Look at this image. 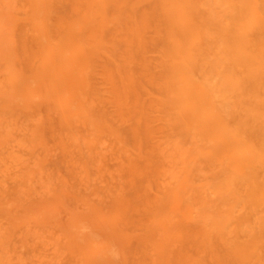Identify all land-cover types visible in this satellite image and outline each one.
Wrapping results in <instances>:
<instances>
[{"label": "bare ground", "instance_id": "1", "mask_svg": "<svg viewBox=\"0 0 264 264\" xmlns=\"http://www.w3.org/2000/svg\"><path fill=\"white\" fill-rule=\"evenodd\" d=\"M42 1L0 0V65L3 69L0 109L13 112L16 106L22 109L21 113L33 112L37 110L35 107L43 105L39 97L51 99L47 107L38 111L47 124L42 126L37 114L34 122L21 130V144H39L45 137L52 141L62 138L58 134L63 130L66 132L64 137L68 134L73 139L74 148H78L83 156H89L82 151L83 145L89 147L91 143L86 134H101L96 121L102 120L101 117L108 119L110 115L107 111L101 113L96 105L97 93L89 89L91 84L88 82L93 70L90 59L104 50L107 40L111 41L112 49L125 45L133 54L129 76L119 77L116 87L119 100L122 86L124 96L119 105L126 106L128 114L131 113L128 119L134 121L131 134L139 136L143 133L140 129L142 121L151 101H155L156 105L149 110L161 114L163 122L158 129L170 141L168 147L144 143L149 152L143 154L146 164L145 172H141L151 176V181L144 187L120 182L117 188L107 189V196L114 201L109 209H103L99 204V193L92 191L95 197L77 206L83 216L65 212L77 221L61 228L67 236L65 248L70 251L83 248L84 258L80 260L83 264H115L120 260L121 254L111 246L105 250L106 255H100L104 246L95 248V241L88 242L85 237L98 235L88 228L89 224L101 228L125 217L130 207L129 189L135 195L133 189L136 188L147 205L146 220L139 233L146 249L153 247L156 257L150 264H171L168 248L155 252L165 240L156 242L149 235L158 226L164 233L170 232L172 226L163 228L161 219L165 211L163 207L149 209L146 191L151 182L162 180L158 174L163 172L167 158L172 157L167 156L170 152L178 156L177 162L192 152L195 156L188 160L192 166L185 183L187 191L180 196V201L194 204L193 214L191 212L189 217L190 229L184 232L183 241L193 244L196 250L193 256L174 252V260L179 262L177 264H204V261L209 264H264V210L259 208L260 205L264 207V0H82L79 15L69 21L62 36V43L70 46L82 59L73 86L78 91L79 105L72 108L67 106L66 100L62 101L60 77L50 73L45 58L31 70L17 68L15 45L26 54L28 37L43 43L45 29L32 11ZM25 2L30 3L31 9L25 7ZM49 2V11L63 4L75 9V3L66 0ZM22 8L25 10L21 11ZM19 13L27 19V25L16 32ZM19 35H23L22 40ZM151 49L154 53L150 55ZM88 51H91L90 56H87ZM123 64L117 63L115 67ZM108 79L111 81L110 77ZM195 81L198 87H195ZM57 107L65 108L66 114L58 116ZM93 111L100 115L99 118ZM184 111L192 124L190 130L182 125ZM53 117L63 123V128L61 124L52 123ZM87 117L91 120L84 126L80 123V130L70 129V124ZM146 128L151 129L150 126ZM81 130L84 131L83 138L80 137ZM104 131L114 134L107 126ZM202 140H213L218 148L224 145V155L216 163L211 162L210 167ZM186 144L192 149L186 148ZM202 150L205 154L198 155ZM48 153V150L47 153L44 151L43 155L46 157ZM43 159L38 158L34 165L28 166L11 187L0 182V232L4 231V237L0 238V252L4 253H0V264H9L15 255L9 252L13 251L12 246L1 245L12 242L16 228L28 226V217L40 222L60 216L61 198L67 192L42 174L40 164ZM229 163H233L234 168L229 167ZM38 169L47 181L45 187L50 184L45 195L49 203L24 208L20 204L33 195L28 181L31 184L30 179L35 177L34 171ZM203 172H206L204 183L193 186L191 178ZM54 179H60V175ZM173 186L165 185L167 193L173 191ZM125 187H128L127 191H124ZM180 188L176 186L177 190ZM231 202L235 209L233 216L226 224L218 226L215 218L224 215ZM162 204L164 206V202ZM191 226L193 233L198 234L193 238L189 235ZM113 237L123 250L126 238L121 231Z\"/></svg>", "mask_w": 264, "mask_h": 264}, {"label": "rangeland", "instance_id": "2", "mask_svg": "<svg viewBox=\"0 0 264 264\" xmlns=\"http://www.w3.org/2000/svg\"><path fill=\"white\" fill-rule=\"evenodd\" d=\"M69 3H75V9L72 10L71 6L56 5V10H50L51 4L49 0H43L32 11L37 16L38 22L44 30V40L40 44L38 39L28 37L27 41V53H23L19 45H15L14 50L17 58V68L24 70H31L41 64V59L47 60V67L52 75H59L62 90V101L68 102V107L73 105H79L77 100L78 91L74 90V84L76 83V70L82 62L81 58H78L70 48L62 43V36L64 30L67 28L69 21L79 15L78 8L80 7L82 0L77 3V0H66ZM49 3V4H48ZM25 7L31 9V5L25 2ZM24 8L21 9L23 11ZM25 10V9H24ZM31 14V12H30ZM24 15L19 13L17 17L16 32H19L23 25H27V19ZM19 39L22 40L23 35H19ZM91 44V43H90ZM88 46V44H86ZM140 46H143V41L140 40ZM63 49V51L61 50ZM153 50L149 54H153ZM91 51H88L90 56ZM86 56V57H87ZM112 57L113 59H111ZM133 54L126 50L125 45L116 46L112 49L111 41H106L104 50L98 53L95 58L90 59L89 64L93 63V70L89 74V83L91 84L89 89L97 93L96 105H99L101 113L107 111L108 119L96 121L97 129L101 134H86L91 138L89 147L82 146L83 154L89 153V156L82 155L78 148H74L73 139L67 134L64 137L65 131H60L58 135L62 138H54L50 140L45 137L42 143L39 144H21L23 136L20 135L23 128L30 126L34 121V117L39 114L41 108H45L48 102L51 100L46 96L39 97L40 103L43 105L33 112L26 111L21 113L20 107H13V112L6 109H0V182L4 186H10L15 184L22 177L26 168L30 165H34L38 158H44L40 164L42 167V174L49 178L51 182H54L55 186L63 189L67 192L66 196L61 198V203L58 211L59 217H52L44 219L43 221H37L35 218L28 217L26 219L27 227L24 229L16 228V232L11 236V243L2 244V247L12 246L14 253L12 260H9V264H83L80 260L83 257L81 249H74L70 251L65 248V241L67 236L61 232V228L71 226L72 223L77 222L76 218L65 214L70 212L73 216L79 214L83 216L81 209L77 206L91 197L92 191L99 193V204L103 209H109V205L114 201L112 197L107 196L108 190L115 189L119 186V183L125 181L126 184H132V186L138 187L142 185L144 187L147 182L151 181V176H145V164L146 158H143V154L149 152V148L146 144H163L164 146H170L169 139H165L159 132V126L163 122L161 114L158 111H151L150 108L156 105L155 101H151L152 105L148 109V114L141 124V132L139 136H134L131 131L135 126H131L134 123L133 120H129L131 113L128 114L126 106L124 104L119 105V100L124 96L122 86L120 85L121 95L118 100L119 94L116 91V87L119 86V77L129 76L128 68L132 65ZM117 63H124L121 66L115 67ZM3 69L0 65V89L2 86ZM74 79L70 81V79ZM111 78V81L108 79ZM117 77V80H113ZM112 84L114 91L112 90ZM195 87H198V83L195 81ZM116 97V99H115ZM1 98V91H0ZM118 102V104L116 103ZM124 103V100H122ZM59 104V100L57 102ZM57 115L61 116L66 114L65 108L58 109ZM20 112V113H19ZM96 118H99V114L93 111ZM42 126H45L42 114H39ZM44 115V114H43ZM115 115V116H113ZM111 118L113 120H111ZM55 124L63 123L56 117H53ZM91 120L87 117L74 125L70 124L71 130H80L82 126L80 123L86 125ZM133 125V124H132ZM182 125L186 130H190L192 127L191 121L188 118L186 111L182 114ZM110 128L114 131V134H109L108 131H104V127ZM146 126H150L148 130ZM66 128V127H65ZM90 129V127H88ZM5 131L7 134L5 135ZM127 131V133H126ZM148 136V137H147ZM81 138L84 137V131L81 130ZM206 147L208 167L210 163H216L218 159L224 155V145L217 147V144L213 140H202ZM186 148L192 149L190 144L185 145ZM48 155H43L44 151ZM205 151L202 150L198 155H204ZM167 156V162L163 167V172L158 174L162 177V180L151 182L147 188V199L149 202V209H161L165 211L162 217L161 224L164 227L172 226L171 231L166 233L161 232L160 226L156 227V230L149 236L156 242L164 243L157 246L155 252H160L167 249L172 255L171 264H177L179 262L174 260L175 253H184L187 256L195 255V246L189 242L184 243V232L190 228L189 217L191 212L193 214L194 204L192 202L180 201V196L185 195L187 191L186 180H188V174L192 163L188 161L193 155L192 152H188L183 160H178V156L175 153L170 152ZM264 156V154H263ZM177 162V163H176ZM229 167L234 168L233 163H229ZM35 177L30 179L31 184L28 181V186L32 190V196H29L20 205L24 208L32 204L49 203L46 201L45 195L47 181L41 176L39 169L34 171ZM209 173V172H208ZM60 175V179L57 178ZM206 172L191 178L193 180L192 185L197 186L204 183V176ZM168 183L173 184L174 188L167 193L165 185ZM176 186H180V190L176 189ZM108 189V190H107ZM223 189L226 190V183L223 184ZM128 187H125L124 191H127ZM129 189L130 195L127 199L130 201V207L125 212V217H121L120 220L113 222L108 226L101 228L89 224L88 228L92 231H96L98 235L96 237H85L88 242H94V246H104L100 255L104 256L105 250L111 246L115 252L121 254V259L117 260L115 264H150L151 260L155 258L153 247L148 246L146 249L145 243L141 241L140 229L143 227L142 223L145 222V215L147 213L146 200L143 195L137 191V189ZM37 192V193H36ZM98 199V198H97ZM236 200V198H234ZM164 202V206L162 204ZM98 205V202L97 204ZM260 210H264L263 205H260ZM126 209V208H125ZM233 202L226 209L224 215L215 218V223L218 226H223L233 216L234 212ZM132 218V220H131ZM24 219V217H20ZM151 218H148L150 221ZM119 230L124 238H126V244L122 250L118 241L113 237ZM132 234V235H131ZM137 234V235H136ZM190 237L198 235L197 232L193 233L192 226L190 230ZM86 236V235H84ZM4 237V231L1 230L0 238ZM175 252V253H174ZM4 255L3 252H0ZM99 253V252H97ZM8 254V252H5ZM127 258V261L125 258ZM155 262V260H153ZM102 264H108L101 262ZM157 264V263H156ZM204 264H209L204 261ZM215 264V263H213Z\"/></svg>", "mask_w": 264, "mask_h": 264}]
</instances>
